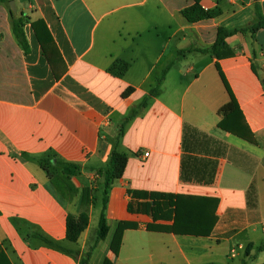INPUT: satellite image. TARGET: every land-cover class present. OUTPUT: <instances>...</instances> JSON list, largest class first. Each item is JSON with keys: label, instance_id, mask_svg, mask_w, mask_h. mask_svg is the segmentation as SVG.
I'll return each instance as SVG.
<instances>
[{"label": "crops", "instance_id": "0c3cea01", "mask_svg": "<svg viewBox=\"0 0 264 264\" xmlns=\"http://www.w3.org/2000/svg\"><path fill=\"white\" fill-rule=\"evenodd\" d=\"M15 3L28 52L0 5V248L10 264H80L89 251L90 264H264V250L255 256L264 242V28L228 36L229 55L200 50L220 28H249L264 0H199L219 13L195 22L182 11L196 0ZM116 61L127 63L122 75ZM167 67L160 93L150 95ZM224 80L238 109L221 113L231 100ZM115 145L128 163L109 191L108 235L96 243L89 230L99 223L101 169ZM58 161L80 170L68 175ZM133 192L216 199L217 220L207 236L150 231L149 223L173 224V208L154 221L129 210L151 202ZM83 212L89 224L71 242L67 217ZM121 220L138 227L124 231L116 254Z\"/></svg>", "mask_w": 264, "mask_h": 264}, {"label": "trees", "instance_id": "16d2710c", "mask_svg": "<svg viewBox=\"0 0 264 264\" xmlns=\"http://www.w3.org/2000/svg\"><path fill=\"white\" fill-rule=\"evenodd\" d=\"M11 0H0V5L4 4L7 5L10 11L11 16V25H12V32L13 35L21 46V48L28 52L29 51V43L26 37V33L24 30V25L26 19L24 18L23 14L20 13L16 15V13L12 10ZM256 19L254 23L247 29H235L233 31H228L227 29L220 28L218 32V38L216 42L206 48L200 49L203 52H209L217 57H222L225 55H229L231 52H228V45L226 43V38L237 31H246L251 30L255 32L259 28H264V15L260 11L259 7H256ZM219 13L218 10H206L204 9L199 0H196V3L182 11L183 16L189 22H195L204 18L214 17ZM112 67L118 69L119 75H122L127 69V63L116 61L112 65ZM218 69L220 70L219 66L217 65ZM168 67L163 71L162 75L158 79V82L154 88L150 91V95L156 96L160 93V85L161 82L167 72ZM221 76L224 78L222 72L220 71ZM225 85L231 95V100L229 103L224 105L221 109V113H226L229 110H237L238 104L237 101L230 90L227 82L224 80ZM264 82V80H263ZM134 92V87H128L125 92L123 93L124 97L129 96ZM148 104V98H145L141 103L132 107L122 122L117 136H116V144L117 141L124 133V127L126 122L130 119L134 118L136 115L140 113V111L146 107ZM221 126L223 124L220 123ZM53 157H48L43 160L48 161L51 163ZM63 165V171L68 175L76 174L80 170V165L78 163L72 162H62L58 161ZM128 163V155L126 153L120 152L117 150L115 145L114 149L111 152L110 156V163L108 166L101 169V172L104 174V190H103V198H102V208L98 223V230L96 235V243L105 239L109 232V223L107 218V209H108V201H109V191L117 178L123 176L126 166ZM44 165V164H43ZM46 167V165H44ZM47 169V167H46ZM48 175H51L50 171L48 170ZM133 197H143L145 199H149L151 202L146 201L143 203V209H134L129 204L130 211H138V212H145L152 216L154 221L158 219L165 218V210L173 208V224L171 225H162L157 223H149L147 225V229L150 231H164V232H173L177 234H191V235H200V236H207L211 233L212 228L217 220L216 216V206L217 200L212 198H199V197H191V196H184V195H164L159 193H132ZM212 208V212H211ZM212 215V216H211ZM89 224V215L86 212L81 213L78 216L69 215L67 217V234L66 238L71 242H76L81 233L87 228ZM138 225L135 222L121 220L118 222L114 235L112 237V241L110 244L111 250L118 254L121 245H122V238L124 231L127 229H135ZM38 238L43 240L45 243L55 246L60 249H64L68 252H75L78 254V251H72L66 249L61 243L49 239L45 236L40 234L36 235ZM264 250V242L259 244L256 247L255 256ZM90 257L91 251L83 253L80 258V264H90ZM2 261H5L6 264H10L8 258L6 257L5 253L0 248V264ZM209 264H217V263H209ZM242 264H248L247 262H243Z\"/></svg>", "mask_w": 264, "mask_h": 264}, {"label": "rangeland", "instance_id": "374dc122", "mask_svg": "<svg viewBox=\"0 0 264 264\" xmlns=\"http://www.w3.org/2000/svg\"><path fill=\"white\" fill-rule=\"evenodd\" d=\"M96 213L97 214H99L100 213V210L98 209L97 211H96ZM94 218H96V215H94ZM110 225L112 224V223H109ZM98 230V226H97V223H96V219L94 220V223L92 224V226L90 227V236H94V237H96V235H97V231ZM125 253L126 252H124V254L123 255H125ZM130 254V253H129ZM251 264H254L253 262H251Z\"/></svg>", "mask_w": 264, "mask_h": 264}, {"label": "water", "instance_id": "95a60500", "mask_svg": "<svg viewBox=\"0 0 264 264\" xmlns=\"http://www.w3.org/2000/svg\"><path fill=\"white\" fill-rule=\"evenodd\" d=\"M10 4H11V6H12V9H13L14 11H16V3H15V0H11Z\"/></svg>", "mask_w": 264, "mask_h": 264}, {"label": "built area", "instance_id": "2783aa9c", "mask_svg": "<svg viewBox=\"0 0 264 264\" xmlns=\"http://www.w3.org/2000/svg\"><path fill=\"white\" fill-rule=\"evenodd\" d=\"M146 156H148V153H145Z\"/></svg>", "mask_w": 264, "mask_h": 264}]
</instances>
